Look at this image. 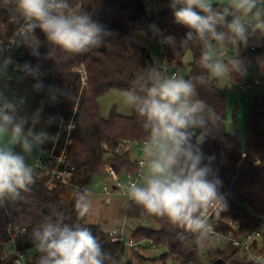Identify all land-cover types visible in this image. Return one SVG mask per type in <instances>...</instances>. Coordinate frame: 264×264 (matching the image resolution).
Instances as JSON below:
<instances>
[{
  "label": "clouds",
  "instance_id": "obj_1",
  "mask_svg": "<svg viewBox=\"0 0 264 264\" xmlns=\"http://www.w3.org/2000/svg\"><path fill=\"white\" fill-rule=\"evenodd\" d=\"M168 6L174 23L188 30L181 45L199 44L202 72L186 79L153 66L137 73L123 91V103L135 112L146 133L141 172L138 179L127 183L125 195L143 213L194 237L181 233L185 243L215 246L209 217L226 211L227 201L212 167L215 156H206L201 145L216 132L221 117L199 97L198 86L246 73L238 55L224 56L220 49L247 46L258 32L264 34V0H169ZM11 19L19 30L8 44H0V205L19 200L22 191L30 190L36 175L30 158L59 136L37 128L45 101L30 109L26 94L10 91V69L31 76V91L44 93L48 103L67 97L64 87L45 84L38 68L19 64L11 54L13 49L24 47L39 57L42 46L53 45L67 53L83 54L106 47L114 35L69 0H15ZM151 28L161 34L156 26ZM161 43L174 46L175 39L162 36ZM90 197L88 189L75 193L79 220L93 211ZM30 240L38 253L36 264H117L90 228L66 223L62 212L33 227Z\"/></svg>",
  "mask_w": 264,
  "mask_h": 264
},
{
  "label": "trees",
  "instance_id": "obj_2",
  "mask_svg": "<svg viewBox=\"0 0 264 264\" xmlns=\"http://www.w3.org/2000/svg\"><path fill=\"white\" fill-rule=\"evenodd\" d=\"M69 2L75 9H86L95 21L114 34L106 47L88 53L71 54L56 46L44 45L39 49V57L32 56L24 47L19 49L23 51V64L38 68L44 74L45 84L64 87L67 93V97H61L55 106L44 109L41 118L50 121L51 135L56 129L58 117L63 116L67 120L74 114L76 123L68 146V162L76 169L74 183L83 188L65 186L75 194L88 189L93 178L105 173L107 166H112L118 173H133L137 169V161L131 160L129 152H115V148L125 140H145L146 133L139 118L134 111L130 116H122L114 109L108 118H102L98 105V98L105 92L112 89L124 91L130 87L137 73L158 66L148 48L132 42L130 30L138 31L151 42L157 38L151 26L159 28L165 37H174L175 45L165 43V52L168 60L175 65H179L183 55L190 50L192 61L186 79L199 75L202 69L198 64L201 54L199 44L181 45L187 31L176 29L162 17L163 13L171 16L173 13L162 10L155 14L144 0ZM14 12L15 0H0V44H5L20 27L11 19ZM36 34L43 39L39 29H36ZM49 52L51 55L47 58ZM257 53L251 46L239 58L245 66ZM80 66L85 76L83 84L78 69ZM25 77L32 79L27 74ZM228 78L240 82L244 80L245 74H232ZM216 82V79H212L209 84L198 86L199 97L213 106L221 117L216 132L202 144L206 156H215L212 167L222 181L220 191L227 201V210L220 215L214 214V228L222 236L226 235L231 228L227 223L230 220L239 224L236 236H241L255 229L264 213V104L256 100L251 103L243 140L236 129L228 132L225 128L226 98ZM256 160L261 163L254 164ZM39 175L36 173L35 182L29 186V191L21 192V199L0 205V264H15L19 254L24 256L26 264H36L38 253L30 240L31 230L45 219H54L56 212L64 214L66 223H80L90 228L104 250L110 252L118 263L125 252L123 243L112 242L108 231L99 224L88 223L86 218L79 220L74 208L75 196L66 202L59 195L64 185L58 182L55 185L47 184ZM125 215L129 222L137 224L133 228L131 223L127 224L128 233L135 241L147 240L151 245L165 249L161 255L162 264L168 257L189 264H203L196 253L197 245L185 243L181 239L182 229L143 213L131 201L127 204ZM148 223L156 227L153 224L151 227L145 225ZM12 226L24 227L26 231L13 236L10 231ZM183 235L194 240L190 234ZM216 252L217 257L223 259L222 264H249L235 248L231 253L221 249ZM125 264L131 262L125 261Z\"/></svg>",
  "mask_w": 264,
  "mask_h": 264
},
{
  "label": "rangeland",
  "instance_id": "obj_3",
  "mask_svg": "<svg viewBox=\"0 0 264 264\" xmlns=\"http://www.w3.org/2000/svg\"><path fill=\"white\" fill-rule=\"evenodd\" d=\"M144 2L148 7H152L153 12L158 11L157 13H161L162 10H167L172 13V10L168 6L169 0H144ZM168 14L163 13L162 17H165V20L168 21L170 25L176 26V29L182 32L188 31L186 28L174 23L173 14L172 16L171 14ZM129 35L132 39V42L136 43L139 46L146 47L150 50L154 61H156L155 63L159 62V45H157L156 42H151L134 29L129 31ZM251 46L254 47L258 53L253 60H249L246 63V73L244 80L240 82H234L229 78H225L217 80L216 82L217 86L224 92L226 98L225 128L228 132L236 129L243 140L245 138V127L251 103L256 100L258 103L264 104V34L258 32L256 35L249 39L247 46L242 45L238 49L231 46H224L220 49L222 55L232 57L236 55L240 56L246 53L248 48ZM191 61L192 53L190 50H187L182 57L181 63L179 65H176L173 71L182 74L186 78L190 71L189 64ZM81 68L82 66H80L78 69L81 72V76L83 75V84L85 76L84 71H82ZM26 78L27 77H25V74H17L14 81L8 83L9 88H15L11 90L12 92L21 95L26 94L28 96L30 109H35L36 107L40 106L41 100L45 101L43 110L56 105L57 102L48 103L46 96L43 97V93L32 92L31 85L34 81L33 79ZM255 80H258L259 83L254 84L253 81ZM247 83L252 84L249 89L244 90L240 87L242 84ZM122 93L123 91L112 89L105 92L98 98L99 113L102 118H108L111 110L113 109L116 113L122 116H130L132 114L133 110L123 103ZM77 104L78 103H76V106ZM49 122L50 121L43 120L41 118V122L37 125V128L50 134ZM262 124H264V120H262ZM129 155L132 161H138L142 159V149L138 150L136 146H133L129 152ZM39 176L47 184H56V182L45 175ZM105 183L112 184V179L106 173H103L101 175L95 176L89 184L88 190L91 192L90 199L92 201L93 211L91 214L85 217L86 221L88 223L99 224L105 231L110 227V225L113 227L115 224L120 223L124 220L127 224L131 223V228L136 226L137 224L129 222L130 220L127 219L125 215L126 207L129 202L127 196L123 193V191H115L114 193L106 194L103 191V185ZM61 187H65L64 189L59 190V195L63 198V200H65L66 202L72 200L75 194L69 190V187ZM152 224L148 223L145 225H149L151 227ZM153 226L156 227L155 224H153ZM262 232H264V227H262ZM216 239L217 244L215 246H209L207 243L203 245L196 244V253L203 264H211L216 259L221 258L217 257V249L226 251V253H231L234 249L228 239L218 236H216ZM137 243L138 249L136 251H133L128 247L125 248V252L123 255L125 261H130L131 264H162L163 261L161 260V255L165 253V249L163 247L157 248L156 246L151 245L147 240H142ZM164 264L189 263L177 261L168 257L166 260H164ZM227 264L233 263L229 262Z\"/></svg>",
  "mask_w": 264,
  "mask_h": 264
},
{
  "label": "built area",
  "instance_id": "obj_4",
  "mask_svg": "<svg viewBox=\"0 0 264 264\" xmlns=\"http://www.w3.org/2000/svg\"><path fill=\"white\" fill-rule=\"evenodd\" d=\"M18 30L8 41H6L4 45L8 44ZM162 36L165 37L161 31V34H157L155 41L157 45H159V62L156 64L170 74L177 73L176 71H173L176 66L175 63L170 62L167 58L165 43H161ZM11 54L19 64L24 65L21 62L23 51L17 48L13 49ZM165 61L166 63H163ZM10 73L12 78L9 82H13L17 74H26L22 71L13 72L11 69ZM253 83L258 84L259 81L255 80ZM251 85V83H247L242 84L240 87L247 90L251 87ZM75 123L74 114H72V116L67 120L63 116L58 117L56 119V129L51 134L55 135L59 133L58 138L53 142H49V144L43 145V149L36 152L32 165L34 166L37 174L45 175L53 181L63 184L64 186L71 185L74 188H83L82 186L74 183L76 169L74 165L68 162V146L71 143V135L75 128ZM143 142L144 141L125 140L115 148V152H130L133 146H136L137 149H142ZM140 161L141 159L137 161V169L133 173H118L114 168H112V166H107L105 168V173L111 177L112 184L105 183L103 185V191L106 194H111L115 191H123L125 194V186L127 183L129 181L136 180L139 177L141 172ZM260 217L261 220L259 225L255 229H252L241 236H236V233L239 230V224L233 221H227L231 228L228 230L226 235L223 236L214 228V225H216V218L214 214L209 217V222L213 225L216 236L228 239L231 245L237 250L238 254L241 255L247 263L264 264V241H262V237H264V234H262V227H264V213H262ZM10 231L13 236H18L23 234L26 229L24 227L12 226ZM107 231L108 234H110L112 242L123 243L125 248L128 247L133 251L138 249V243L128 233L127 223L125 220L115 224L113 227L110 225ZM114 231L116 232L115 236L112 235ZM15 264H26L24 256L19 254ZM117 264H125V259L121 257Z\"/></svg>",
  "mask_w": 264,
  "mask_h": 264
},
{
  "label": "water",
  "instance_id": "obj_5",
  "mask_svg": "<svg viewBox=\"0 0 264 264\" xmlns=\"http://www.w3.org/2000/svg\"><path fill=\"white\" fill-rule=\"evenodd\" d=\"M43 96L45 95L44 93L42 94ZM223 263V259L222 258H218L215 261H213L211 264H222Z\"/></svg>",
  "mask_w": 264,
  "mask_h": 264
},
{
  "label": "crops",
  "instance_id": "obj_6",
  "mask_svg": "<svg viewBox=\"0 0 264 264\" xmlns=\"http://www.w3.org/2000/svg\"><path fill=\"white\" fill-rule=\"evenodd\" d=\"M151 7V6H150ZM158 12V11H157ZM157 12H155V14L157 13ZM10 89V91L12 90V89H15V88H9ZM138 150H140V149H138ZM37 152V151H36ZM36 152H34L33 153V156L30 158V160H29V162L32 164V162H33V160H34V158H35V155H36ZM262 233H264V232H262Z\"/></svg>",
  "mask_w": 264,
  "mask_h": 264
}]
</instances>
